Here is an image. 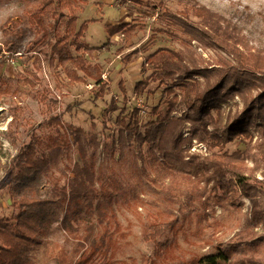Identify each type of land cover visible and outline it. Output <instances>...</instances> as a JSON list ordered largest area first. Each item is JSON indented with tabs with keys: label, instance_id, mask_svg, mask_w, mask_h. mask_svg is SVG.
Returning <instances> with one entry per match:
<instances>
[{
	"label": "rangeland",
	"instance_id": "1",
	"mask_svg": "<svg viewBox=\"0 0 264 264\" xmlns=\"http://www.w3.org/2000/svg\"><path fill=\"white\" fill-rule=\"evenodd\" d=\"M55 1L57 18L51 23H56L63 35L70 11L62 9L57 4L59 0ZM32 4L33 0H0V217L11 218L15 214L9 186L20 150L39 140L38 154L45 153L51 161L37 192L51 222L28 264H57L61 251L77 259L90 244L98 243L112 246L107 264H151L157 251L155 242L148 239L154 221L171 224L158 239L167 244L165 249L159 247V263L177 264L216 255L221 245L246 227L251 201L238 196L225 206L212 207L206 200L212 194L211 185L197 178L189 179L185 165L174 178H156L151 166L160 167L163 153L156 151L155 160L148 154L147 145L139 141V135H145L148 124L165 117L173 98L169 97L168 88L173 84L161 83L156 78L157 70L143 65L162 48L193 56L197 63L211 69L221 67L222 58L233 62L226 53L199 38V20L192 12L185 15L194 5L204 6L228 20L253 49H264V0H78V29L88 24L80 42L97 49L85 56L92 65L103 67V79L108 84L100 99L96 98L99 86L94 81L70 82L65 68L52 56L54 37L42 39L27 19ZM123 24L136 27L131 40L121 33L109 36L107 25ZM20 30L26 34L19 43L20 53L16 54L10 51L11 40L17 39ZM72 53L75 58L81 55L74 47ZM67 66L73 67L72 62ZM146 79L149 86L143 93L138 92L137 83ZM230 109L240 112L242 100L236 97L225 103L223 110L227 113ZM182 115L180 107L171 116ZM57 119L83 129L85 137L78 141L72 134L65 136L61 125L55 123ZM256 125L252 127L253 145L264 140ZM190 127L186 123L182 128L186 139L190 137L185 136ZM171 138L168 148L172 146ZM195 141L199 142L192 140L184 148L187 154L202 158L214 152L245 151L249 143L240 139L222 150H211L203 143L207 154L202 156L195 151ZM80 143L85 154L80 153ZM246 164L248 177L264 181L261 163L251 159ZM76 165L88 166L93 173L94 194L110 179L117 180L123 190L110 201L97 193L80 216H68V203L63 201L61 190L69 187ZM177 188L193 198H181L178 202L170 194ZM260 199L264 201V197ZM257 233L264 236V228H258ZM241 248L232 262L219 264H264V239L251 240Z\"/></svg>",
	"mask_w": 264,
	"mask_h": 264
},
{
	"label": "trees",
	"instance_id": "2",
	"mask_svg": "<svg viewBox=\"0 0 264 264\" xmlns=\"http://www.w3.org/2000/svg\"><path fill=\"white\" fill-rule=\"evenodd\" d=\"M82 1L86 3L87 0ZM57 4L70 11L71 17L66 23L65 34L62 35L57 30L56 23H51L57 18L55 0H33L32 7L27 11V19L33 30L42 35V39L54 37L55 42L51 43L52 56L65 68L70 82L85 83L92 80L99 86L96 98H103L108 85L103 79V67L100 64L92 65L85 56L86 52L91 55L97 49L80 42L85 37L88 24L78 29V0H59ZM190 12L201 24V28L197 30L199 38L226 53L233 62L222 58L221 67L211 69L181 51L162 48L150 55L143 67H154L157 70L156 78L161 83L172 82L173 87L168 88V94L173 98L165 117L160 116L155 123L148 124L145 135H139V141L147 145L148 154L155 160L156 151L163 153L164 161L160 167L151 166L156 178H174L181 166L185 165L189 179L197 178L211 185L212 194L206 200L212 207L225 206L228 202L237 200L238 196L251 201L250 218L246 227L221 245L216 255L177 263L219 264L224 261L232 262L241 252V247L249 241L264 239V236L257 233L258 228H264V201L260 199L264 197V181L257 178L252 180L246 175L248 160L257 161L264 167V140L259 145H253L252 134V127L258 123L257 130L264 139V49H253L248 41L236 33V27H232L228 20L210 9L194 5L185 15L189 16ZM135 30L136 27L124 24L107 25L110 37L121 33L131 40ZM25 34V30L16 34L17 39L11 40L13 44L10 51L20 53L19 43ZM73 47L81 53L80 56L74 57ZM69 62H72L73 67L67 66ZM149 84V79L142 80L137 83L136 90L143 93ZM236 97L242 100L243 109L235 113L230 109L226 113L223 110L224 104ZM180 107L183 111L182 118L172 117V113ZM55 123L61 125L67 137L72 134L78 141L85 137L81 128L62 124L58 119ZM186 123L191 124L190 137L187 139L181 133ZM170 136L173 137L172 146L168 148ZM240 139L249 140L245 151L214 152L205 158L187 154V149L184 148L186 143L198 140L207 144L211 150H222L227 144ZM55 144L59 145L58 139H55ZM40 146L39 140L30 142L20 150L14 161L9 194L15 214L11 218L0 217V264H28L34 247L41 244L48 233L51 221L37 192L43 174L50 169L51 161L45 153L38 154ZM84 151V145L80 143V153L85 154ZM76 168L69 187L61 190L63 201L68 203V216H80L83 208L91 206L89 202L97 193L103 200L110 201L123 190L117 180L110 179L102 183L99 191L94 194L96 189L94 190L93 173L88 166L80 168L76 165ZM170 194L178 202H181V198H193L180 188L170 191ZM203 205L206 203L203 202ZM170 228L169 223H151L148 239L154 241L157 248L156 259H152L151 264H161L159 247L165 249L167 244L160 243L158 239ZM110 254L112 255V246L98 243L90 244L77 259L61 251L56 260L57 264H107Z\"/></svg>",
	"mask_w": 264,
	"mask_h": 264
},
{
	"label": "built area",
	"instance_id": "3",
	"mask_svg": "<svg viewBox=\"0 0 264 264\" xmlns=\"http://www.w3.org/2000/svg\"><path fill=\"white\" fill-rule=\"evenodd\" d=\"M190 135V133H188L187 135H185L186 137H188ZM194 144V147H195V151H199V152H201L202 154V156H204V154L206 155L207 154V148L205 147V145H203V143H199V142H197V141H195V143H193ZM197 154V153H196ZM194 155V154H193ZM199 156V155H198Z\"/></svg>",
	"mask_w": 264,
	"mask_h": 264
}]
</instances>
